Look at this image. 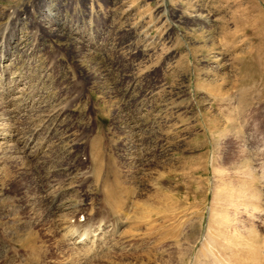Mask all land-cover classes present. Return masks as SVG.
Segmentation results:
<instances>
[{"label":"rangeland","instance_id":"rangeland-1","mask_svg":"<svg viewBox=\"0 0 264 264\" xmlns=\"http://www.w3.org/2000/svg\"><path fill=\"white\" fill-rule=\"evenodd\" d=\"M99 154L170 230L108 234L122 262L264 264V0H0V221L58 189L84 222Z\"/></svg>","mask_w":264,"mask_h":264},{"label":"bare ground","instance_id":"bare-ground-1","mask_svg":"<svg viewBox=\"0 0 264 264\" xmlns=\"http://www.w3.org/2000/svg\"><path fill=\"white\" fill-rule=\"evenodd\" d=\"M11 36H13V32L11 33L10 38ZM20 109L21 108L17 109V111H15L16 110L15 109L13 112L11 111L10 112L12 114L13 113L16 114L17 116V112L18 113L21 112ZM27 144L28 142H25L23 148L20 147L22 145L18 144V148L15 149L13 155L11 154L12 155L11 158H13L14 161L18 162L17 166H19L20 164L19 167L20 169H22V173L19 174L23 176H26L27 172L30 171V169L27 168L29 167L28 166L29 162L26 163L25 161L26 158L24 157L25 160H23L22 157L23 156L22 154H25L24 149L27 147ZM43 149L44 146L42 147V151ZM37 152L39 154L41 150L37 148L34 154L37 155ZM35 155H32L31 158L34 159ZM102 156L101 154L97 156H92L91 159L94 162V168L92 169V171L85 173V177H84V178L88 177L86 175L91 173L92 175L95 174L96 177H100L98 179V183L101 186L102 199H103L100 209L96 210L93 215L91 214V216H88V218H85L84 222H82L81 217L85 209L78 206L75 208L76 209L75 212L77 213L79 212L78 217L71 216L67 219H65L64 217L63 220L56 221L54 217H55V212L57 210H51V204L55 203V201L57 200V196H59V192H57L58 191L57 188H56L57 190L54 191H51V189L44 191L42 193V197L39 196L36 198L38 201L37 200L34 201V198L33 199L27 198L23 206H21L20 208V214L22 215V218L14 219V217L11 216L8 221L5 222L0 221V264H100L101 262L97 263V261L100 260V259L97 260V258L100 257H102V259L107 260L105 264H138V263L142 264L143 263V261L145 260L144 257L142 258L140 257L141 259H137L136 261L137 263H133L130 261L122 262V257L119 254H116V251H114V249L118 248L119 245L117 247L116 246L113 247V244L111 243L110 239L107 237L108 234L111 236L113 235L115 236V234H117V232L120 231L119 233L123 235L121 236V238L124 237V239H126L129 242L128 244L129 246V245H133L135 242H137L138 244V242L143 241V239L146 238L148 235L151 236L152 232H154L156 241H158L157 243H160L162 237L164 238L169 235L168 233H170V230H168V228H163L165 226L163 224L164 222L162 221L160 222L159 220H157L160 218L156 217L157 221L154 220H153L154 222L152 221L151 219L152 213H155L157 214L156 216H158L162 212L158 211L157 209H155V207L152 206L154 208L153 209L151 205L147 204L149 200L148 202L141 204L139 200L134 202L135 204L133 203L132 207L135 209V211L133 214L130 213L131 210L129 208L132 207L129 206V204L131 203V202L129 203V201L131 199L134 201L136 196L133 195L134 197H132L134 190L132 192L131 187L134 185L132 186L130 185V187L125 188L124 190L123 189L124 182L120 176V173L118 175V173L115 172L116 170L113 169V167L115 166H113L112 164L113 167H111V163L109 165L106 164L107 166H104V161L101 162ZM19 160H21V162ZM30 161L33 160L30 159ZM37 171L38 170H36V172ZM118 172H120V170ZM37 173L39 175L40 172ZM41 176L42 175L40 174V177ZM129 184L131 183L129 182ZM132 188L134 189L135 186ZM157 191H158L157 200L159 199L161 204L168 200V197H163L162 195L163 193L161 191L159 190ZM151 196L152 198L154 197L153 194ZM163 198L166 200H164ZM57 208L58 207L54 206V209ZM159 208H162V206ZM179 213L180 212H178V216ZM166 215L165 218L167 217ZM172 216L173 214L171 215V217ZM162 218L164 217L162 216L161 219ZM171 220L173 221V219ZM178 221H180L181 223L180 218ZM178 221L177 223L176 222H172V223L178 224ZM19 224H23V225L21 226ZM11 225L13 226L12 229H14L13 232L12 229L10 230ZM15 225L17 227H15ZM173 226L175 227L176 225ZM19 228L22 229L19 230ZM173 228L171 229L173 230ZM23 238H26V240L22 242L23 245H18L17 242H19V240ZM67 239L68 240L74 239L75 241L77 239H80L81 247L79 246L78 249L73 248L74 246L71 249L70 247L69 249L66 248L67 246L64 245V240ZM117 243L119 242L116 241V244ZM20 246L25 247V249L19 251ZM120 246L122 247V245ZM155 247L151 248V250L153 251ZM113 252L116 254V256L113 254Z\"/></svg>","mask_w":264,"mask_h":264}]
</instances>
